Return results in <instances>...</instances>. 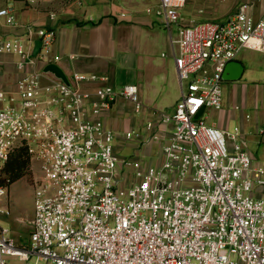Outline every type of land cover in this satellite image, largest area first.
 Returning a JSON list of instances; mask_svg holds the SVG:
<instances>
[{
	"label": "built area",
	"instance_id": "2783aa9c",
	"mask_svg": "<svg viewBox=\"0 0 264 264\" xmlns=\"http://www.w3.org/2000/svg\"><path fill=\"white\" fill-rule=\"evenodd\" d=\"M186 2L160 0L156 9L175 49L181 97L173 113L146 121L148 136L125 133L139 138L130 157L99 117L118 100L143 113L136 84L114 87L106 75L77 71L69 83L48 76L40 65L59 59L51 28L28 26L29 49L0 39V53L17 54L21 73L10 90L0 67V176L23 143L42 173L28 242L0 225V264H264V160L237 141L238 128L230 142L206 116L223 108L228 62L243 49L264 51V13L255 19L242 3L224 20L179 25L174 36ZM0 15L17 22L10 8ZM8 191L0 183V202ZM10 213L0 205V220Z\"/></svg>",
	"mask_w": 264,
	"mask_h": 264
},
{
	"label": "crops",
	"instance_id": "0c3cea01",
	"mask_svg": "<svg viewBox=\"0 0 264 264\" xmlns=\"http://www.w3.org/2000/svg\"><path fill=\"white\" fill-rule=\"evenodd\" d=\"M159 3L160 0H0V9L10 8L17 21L8 23L6 17L0 15V39L19 38L29 49L31 46L26 40L28 26L51 28L56 34L52 57L59 58L55 63L61 65L67 77L77 71L106 75L107 82L114 87L136 84L146 107L143 113H135L132 103L118 100L99 118L116 133L126 122V132L136 130L146 137V121L158 120L157 113H173L181 97L175 49L170 32L156 12ZM242 3L249 5V13L255 19L263 16L264 0H187L180 10L179 24L173 27V35H177L179 25L224 20ZM37 40L34 38L32 52ZM17 59V54L0 53V67L4 70L2 78L10 90L15 89V82L21 74L15 65ZM46 65H40L42 71ZM263 68L264 51L243 49L226 65L222 90L226 87L231 93L238 91L241 95L244 89L247 94L251 88L257 93L264 82L256 80L253 71ZM98 84L88 83L85 88L93 91ZM3 105L0 102V106ZM223 114L226 122L229 114L225 111ZM247 114L241 117V127L237 128L248 133L255 155L248 152L256 161H261L264 115H257L250 125L248 121L252 116L249 114L247 118ZM223 122L212 120L208 123L225 130ZM138 143H133L134 149ZM8 262L19 264L14 257Z\"/></svg>",
	"mask_w": 264,
	"mask_h": 264
},
{
	"label": "rangeland",
	"instance_id": "374dc122",
	"mask_svg": "<svg viewBox=\"0 0 264 264\" xmlns=\"http://www.w3.org/2000/svg\"><path fill=\"white\" fill-rule=\"evenodd\" d=\"M219 18L221 19L222 17ZM253 74L257 75L256 80L261 79V81L264 82V68L263 70L256 69V71H253ZM223 99V109L218 111L211 110L206 116L208 118L207 122L212 120L218 122L224 121L223 123L225 132L228 134V141H230L231 135L236 133V128L241 127L240 121L243 115L249 113L252 116V119L248 121L250 125L257 115H264V84L259 88L257 93L254 89L249 88L247 94L244 89L241 95H239L238 91L236 93L232 91L231 93V91L224 87ZM224 111L229 114L226 122L223 114ZM119 128L117 134L120 137L116 139L118 153L121 157H130L135 153L133 143L138 142L139 138L125 140L124 135L128 128L126 122ZM147 132L149 131L147 130ZM247 134V132L244 133L243 130H240L237 141L240 142L247 151L254 154V144L248 139ZM154 146L156 148H154L152 156L147 158L149 161L155 159L160 143H154ZM259 156H262L260 160L263 161L264 154ZM41 174L39 163L35 160H31V174L14 182L9 187L7 195L0 202V205L8 208L11 212L10 215L1 217L0 225L9 227L12 236L20 244L27 242L29 238V232L32 226L31 221L34 216V192L39 184Z\"/></svg>",
	"mask_w": 264,
	"mask_h": 264
},
{
	"label": "trees",
	"instance_id": "16d2710c",
	"mask_svg": "<svg viewBox=\"0 0 264 264\" xmlns=\"http://www.w3.org/2000/svg\"><path fill=\"white\" fill-rule=\"evenodd\" d=\"M31 154L27 144H18L1 169L0 183L8 188L16 181L31 174Z\"/></svg>",
	"mask_w": 264,
	"mask_h": 264
},
{
	"label": "water",
	"instance_id": "95a60500",
	"mask_svg": "<svg viewBox=\"0 0 264 264\" xmlns=\"http://www.w3.org/2000/svg\"><path fill=\"white\" fill-rule=\"evenodd\" d=\"M40 47H41V43L39 40H37L35 43L34 49H33V55H36L39 52ZM65 61L68 62L69 60L67 59ZM43 72L49 73V74L53 75L54 77L61 79L62 81L66 82V83H69V79H68L64 69L58 63H55V62L48 63L43 68Z\"/></svg>",
	"mask_w": 264,
	"mask_h": 264
}]
</instances>
